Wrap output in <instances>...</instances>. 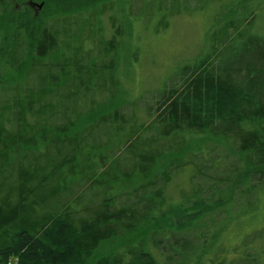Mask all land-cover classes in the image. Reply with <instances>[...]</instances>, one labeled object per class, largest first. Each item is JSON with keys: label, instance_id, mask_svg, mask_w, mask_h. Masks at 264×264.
<instances>
[{"label": "trees", "instance_id": "trees-1", "mask_svg": "<svg viewBox=\"0 0 264 264\" xmlns=\"http://www.w3.org/2000/svg\"><path fill=\"white\" fill-rule=\"evenodd\" d=\"M39 1L33 19L16 9L26 0H0V264H159L148 248L158 239L164 264H221L224 253L264 264V0H216L208 50L160 93L150 123L125 111L119 0ZM208 137L236 171L196 187L206 167L192 163V190L168 198L172 173ZM238 215L243 233L227 242L219 227Z\"/></svg>", "mask_w": 264, "mask_h": 264}, {"label": "rangeland", "instance_id": "rangeland-1", "mask_svg": "<svg viewBox=\"0 0 264 264\" xmlns=\"http://www.w3.org/2000/svg\"><path fill=\"white\" fill-rule=\"evenodd\" d=\"M171 1L162 0V3L159 0L118 1L120 11L115 16L123 22L125 29L129 31V39H127L129 46L126 45L124 49L120 66L122 87L127 100H129V105L126 106L125 111L131 114L135 112L134 115L138 116L140 123H150L154 120V117L160 112L151 108L153 102L159 98L160 93L164 89L168 90L176 86L178 87L180 83L178 73L187 61L195 59L201 51L208 50L209 36L214 23L215 13L219 11L220 7L219 1L216 0H204L203 7H201L200 0H182V8L177 7L174 10ZM44 5L43 1L26 0L24 4L17 5L16 9H29L34 19L40 17V14H44L42 12ZM179 9L180 12H178ZM222 11L221 13L228 12L227 9ZM258 13L260 15L256 20V28L264 32V5L262 6V12L258 11ZM114 14L115 10L108 9L103 16L104 26L109 28V30L108 19ZM50 15V11L46 12L41 18L42 21L47 23L51 21ZM103 37L105 38L104 35ZM87 43V48L90 49L92 45L91 41H87ZM7 70L4 69L6 72ZM13 75L14 73L11 74V76ZM6 80L5 75L1 74L0 83L5 84ZM225 103L228 104L227 102ZM204 139L206 140V144L203 143L205 145L201 154L192 156L190 159L184 158L183 161L187 165L185 166L186 169L178 170L179 173H172V183L166 191L168 198L173 197L176 200L180 197L181 193H187L183 191L192 190L189 178L193 175L191 167L193 164L196 165L195 167L199 166L201 169H204V166L206 167L203 175H196L193 182L196 184V187L203 185V187L207 188L206 177H229V175L233 174V171H236L234 170L236 158L230 154L229 150L219 145L212 138L208 137ZM202 141L204 142V140ZM188 161H190L189 164ZM213 162H215V167ZM221 186L226 187L227 184L223 183ZM241 192L244 191L241 190ZM237 203L235 201V206ZM235 206L232 208L234 212L232 213L233 217L236 215L235 211L238 208ZM225 217V214H217L214 218L218 221ZM254 218L255 221L261 220L259 213H256ZM241 219L244 218L238 215L232 223H224L219 227L222 228V237L225 241L239 240V237L243 233L241 232ZM156 243L158 244L157 248L150 247L151 243L149 244V251L157 256L159 264H164L160 253L161 248L164 249L166 245L163 243V239H158ZM200 245L199 243L198 246ZM112 252L111 250L110 252L104 251L103 253L109 256ZM246 254L254 255L255 251L249 250ZM220 259L225 262L221 264H241L242 262L241 255L238 253H224ZM15 263L17 264V259L10 261V264Z\"/></svg>", "mask_w": 264, "mask_h": 264}, {"label": "water", "instance_id": "water-1", "mask_svg": "<svg viewBox=\"0 0 264 264\" xmlns=\"http://www.w3.org/2000/svg\"><path fill=\"white\" fill-rule=\"evenodd\" d=\"M39 7H41V8H42V6H41V5H39Z\"/></svg>", "mask_w": 264, "mask_h": 264}]
</instances>
